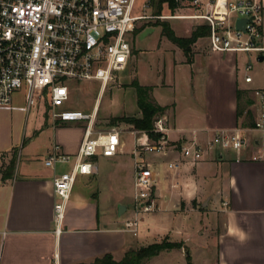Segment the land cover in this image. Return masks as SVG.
<instances>
[{
    "label": "crops",
    "instance_id": "0c3cea01",
    "mask_svg": "<svg viewBox=\"0 0 264 264\" xmlns=\"http://www.w3.org/2000/svg\"><path fill=\"white\" fill-rule=\"evenodd\" d=\"M139 6L137 0L134 9ZM262 6L263 48L254 50L260 55L212 52L208 34L193 43L190 62L182 49L162 34L161 26L152 23L137 29L141 16L135 13L137 19L130 31V77L151 86L153 100L168 107L163 134L168 143L194 138L203 143L214 129L252 123L256 111L253 90L264 88V70L256 78L245 73L251 82H242V71L255 60H264V0ZM164 9L161 20L179 37H188L196 26L207 25L201 16L171 17ZM172 19L178 21L172 23ZM147 26L158 32L150 47L141 46L136 39ZM247 110L252 118L246 117ZM132 129L126 134L129 140L121 136V151L114 156L98 155L93 173L77 176L57 232L52 178L70 170L72 162L48 167L44 159L53 143L74 154L83 137L80 124L63 122L52 133L25 128L18 134V143L9 146H3L5 138L0 134V264H82L105 254L118 261L127 251L165 237L180 242L181 247L160 251L144 264H264V161L251 160V148L244 150L240 159L232 151H207L200 161L184 163L176 170L167 167L168 162L179 159L175 150L166 155L143 152L144 162L157 172V209L146 221L142 219L141 240L135 239L139 229L133 235L124 228V221L133 216V194L128 201L126 197L110 201L108 192L103 193L101 177L130 167L132 181L131 150L138 137ZM139 133L144 142L146 134ZM40 136L44 146L36 144ZM128 142L131 145L126 152ZM118 204L126 206L121 216Z\"/></svg>",
    "mask_w": 264,
    "mask_h": 264
},
{
    "label": "built area",
    "instance_id": "2783aa9c",
    "mask_svg": "<svg viewBox=\"0 0 264 264\" xmlns=\"http://www.w3.org/2000/svg\"><path fill=\"white\" fill-rule=\"evenodd\" d=\"M214 2H187L196 12L193 17L201 16L207 21L212 52H250L263 48L262 0H223L219 8L226 10L224 16L215 15ZM135 3L136 0H0V106L10 105L13 93L24 87L26 110L45 97L52 125L85 123L74 154L63 152L53 143L44 159L48 167L72 162L70 170L52 178L56 232L64 219L77 176L93 173L98 155L114 156L121 151L123 143L118 128L94 129L97 100L90 111L67 109L63 105L69 99L72 82H99L101 92L115 74L127 68L131 45L126 35L137 19ZM237 18L247 20L243 29L236 28ZM250 69L247 64L245 70ZM251 80L250 75H245V82ZM253 95L256 111L250 125L214 129L203 143L194 138L170 144L164 135L151 143L145 132L144 142L140 141L141 135L135 138L131 150L134 216L124 221L126 230L136 235L139 214L157 209L154 195L157 172L144 162L143 152L166 155L175 150L179 159L168 162L171 170L184 163L194 164L211 150L232 151L240 159L243 151L251 148V160L264 161V88L254 89ZM165 131L162 116L154 122L153 132L164 134Z\"/></svg>",
    "mask_w": 264,
    "mask_h": 264
},
{
    "label": "rangeland",
    "instance_id": "374dc122",
    "mask_svg": "<svg viewBox=\"0 0 264 264\" xmlns=\"http://www.w3.org/2000/svg\"><path fill=\"white\" fill-rule=\"evenodd\" d=\"M223 0H215L213 9L215 15L226 14L225 9H220L219 5ZM137 2V0H136ZM139 7L134 9V14L141 16L136 21L137 29L145 24H152L156 20H161V16L152 15V9L148 7V0H138ZM164 12L168 16H180V15H193L195 10L187 5L171 10L164 5ZM163 7V8H164ZM139 11V12H138ZM162 13V12H161ZM178 20H171L172 23L177 22ZM179 22H181L179 20ZM157 28L154 27H145L137 34V41L141 46L150 47L155 43L157 34ZM127 39L130 41V32L126 35ZM253 56L257 57L260 55L254 50L250 51ZM257 55V56H256ZM256 59V58H255ZM251 64V69L247 72L245 66L242 71V82H244V75L248 73L252 77H257L264 70V60L258 61L255 60ZM244 65V64H243ZM135 80L130 77V60L128 62L127 68L120 73L115 74L114 78L107 84L105 89L99 92V82L96 81H85V82H72L69 87V99L63 105L67 109H80L83 111H90L97 100V115L95 118L94 129L96 130H105L111 127H116L121 131V136L125 139L126 134H130V125L123 122L114 123L109 125V120L113 117L120 116H137L138 108L136 105V96L134 88L131 86V82ZM152 93V92H151ZM152 97V96H151ZM153 99V98H152ZM25 88L13 93L12 102L8 106H0V134L4 135V145H15L18 143V134L22 129L30 130L31 128L45 129L52 133L53 128L58 127L60 123L52 125L47 112L46 100L45 97L37 99L36 103L31 106L30 109L26 110L25 107ZM168 108V107H167ZM164 121V118H163ZM68 124H80L81 129L84 128V122H66ZM133 130V129H132ZM136 136L142 135V133L135 132ZM129 135H126V140H129ZM151 143L155 141H151ZM154 140V139H153ZM37 146H44V140L40 136L37 138ZM20 144H18L19 146ZM130 142L126 144L125 151L130 150ZM151 152H148L147 155H151ZM154 154V153H153ZM124 157L130 159V155ZM117 173L110 174L103 173L101 180V187L104 191H107V199L110 201L115 199V197H126L130 198V194H133V179H130V167L124 169L119 168L116 170ZM111 189V191H110ZM132 196V195H131ZM150 213V212H149ZM149 213L139 214V232L135 239L141 240L144 235L143 232V222L149 216ZM134 216V215H133ZM132 216V218H133ZM143 220V221H144ZM172 221H170L171 223ZM146 223V222H145Z\"/></svg>",
    "mask_w": 264,
    "mask_h": 264
},
{
    "label": "trees",
    "instance_id": "16d2710c",
    "mask_svg": "<svg viewBox=\"0 0 264 264\" xmlns=\"http://www.w3.org/2000/svg\"><path fill=\"white\" fill-rule=\"evenodd\" d=\"M189 0H148V7L152 9L154 15H161L164 5L169 9L175 10L185 5ZM153 25L161 26V31L171 42L182 49L188 62L192 59V45L202 36L209 34V26H196L188 37L177 36L170 24L165 20H156ZM137 30V29H136ZM135 30V31H136ZM134 31V32H135ZM131 86L135 90L136 104L140 111L139 116H120L113 117L109 120V125L123 122L130 125L133 129L145 132L151 139L158 140L163 134L154 133V122L164 116L167 106H161L151 97V86L141 85L137 80L131 82ZM242 114L238 111V115ZM246 117L252 118L249 110L246 111ZM251 123V122H250ZM246 124V123H243ZM14 161L10 162L7 169L12 170ZM180 242L169 241L167 237L160 241H155L145 246H140L135 250L127 251L120 260H115L110 254L95 258L90 263L82 264H144L146 260L157 255L160 251L181 247Z\"/></svg>",
    "mask_w": 264,
    "mask_h": 264
},
{
    "label": "water",
    "instance_id": "95a60500",
    "mask_svg": "<svg viewBox=\"0 0 264 264\" xmlns=\"http://www.w3.org/2000/svg\"><path fill=\"white\" fill-rule=\"evenodd\" d=\"M246 21L247 20L244 19V18H237L236 22H235L236 28L243 29L244 24L246 23ZM259 59L262 60L263 57L260 56ZM163 118L165 119V116H163ZM117 208H118V215L121 216L124 213V211L126 209V206L124 204H118Z\"/></svg>",
    "mask_w": 264,
    "mask_h": 264
}]
</instances>
